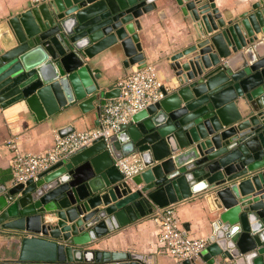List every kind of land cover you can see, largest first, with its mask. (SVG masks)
<instances>
[{"label": "water", "instance_id": "1", "mask_svg": "<svg viewBox=\"0 0 264 264\" xmlns=\"http://www.w3.org/2000/svg\"><path fill=\"white\" fill-rule=\"evenodd\" d=\"M44 0L0 24V105L76 124L121 94L107 58L144 67L143 19L169 8L189 43L171 58L165 97L132 123L25 183L0 185V264H152L102 247L159 207L203 198L208 246L177 264H264V0ZM173 83V85H171ZM98 103V104H97ZM141 157L126 180L116 161ZM186 227V225L184 226ZM187 235V232L184 231Z\"/></svg>", "mask_w": 264, "mask_h": 264}, {"label": "crops", "instance_id": "2", "mask_svg": "<svg viewBox=\"0 0 264 264\" xmlns=\"http://www.w3.org/2000/svg\"><path fill=\"white\" fill-rule=\"evenodd\" d=\"M234 0H219L224 8L231 6ZM32 0H0V24L5 19L29 7ZM164 17L154 13L148 22L144 18V28L139 31L147 63H156L163 85H169L174 72L170 67L171 58L189 43L185 25L175 17L169 8ZM1 40V39H0ZM124 57L107 58L99 67L102 71L100 82L106 89L117 86L119 79L126 75L133 67L124 65ZM173 85V83H171ZM98 104V103H97ZM99 116L90 113L84 120L77 123V131L96 127L100 124ZM70 120L55 121L48 119L38 121L36 116L21 103L9 107L0 105V185H10L14 181L12 159L14 151L9 141L16 139L22 149L28 153L43 151L55 142L57 129L69 123ZM174 212L183 231L191 238L208 237L207 206L203 198L191 197L174 205ZM186 225V227H184ZM107 249L124 250L132 253L144 254L152 264H177L176 260L166 254L159 241L158 226L150 215L122 227L105 240L103 246ZM10 254L0 245V260L7 261Z\"/></svg>", "mask_w": 264, "mask_h": 264}, {"label": "built area", "instance_id": "3", "mask_svg": "<svg viewBox=\"0 0 264 264\" xmlns=\"http://www.w3.org/2000/svg\"><path fill=\"white\" fill-rule=\"evenodd\" d=\"M32 1L40 3L44 0ZM162 86L156 63H147L144 67L135 66L119 79L117 87L121 89V94L118 98L109 100L103 107L98 126L76 131L64 137L57 134L53 146L37 153L25 152L16 139L10 140V146L14 151L12 167L15 183L37 179L55 163L98 140L110 142L113 135L132 123L136 113L165 97ZM116 165L126 180H131L147 169L137 154L117 160ZM174 208V205L159 207L151 214L158 226L161 245L166 254L176 260H201L202 253L208 246V239L185 235ZM221 264H236V261L226 260Z\"/></svg>", "mask_w": 264, "mask_h": 264}]
</instances>
